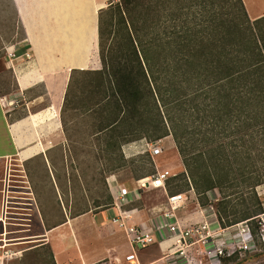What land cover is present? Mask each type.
I'll list each match as a JSON object with an SVG mask.
<instances>
[{"label":"trees","instance_id":"obj_1","mask_svg":"<svg viewBox=\"0 0 264 264\" xmlns=\"http://www.w3.org/2000/svg\"><path fill=\"white\" fill-rule=\"evenodd\" d=\"M220 1L121 0L100 10L101 67L71 72L61 113L91 116L111 173L125 164L123 145L171 135L200 206L218 195L212 205L225 227L261 212L254 188L264 183V17L250 21L241 0H227L225 12ZM141 163L131 169L136 180ZM241 189L252 192L250 205L241 195L233 202ZM111 204L107 194L94 207ZM263 255L260 248L251 256Z\"/></svg>","mask_w":264,"mask_h":264},{"label":"crops","instance_id":"obj_2","mask_svg":"<svg viewBox=\"0 0 264 264\" xmlns=\"http://www.w3.org/2000/svg\"><path fill=\"white\" fill-rule=\"evenodd\" d=\"M11 1L23 40L18 47L10 49L12 52L17 50L16 53L19 54L15 59H9L14 73L15 94L11 98L0 96V165L9 163L18 168L17 173L24 174L31 191V178L27 168L35 167L36 163H39L48 174L49 183L56 191L64 216L61 224L57 223L60 225L50 227V230L43 226L45 236L55 233L59 236L57 244H53L55 264H124L125 257L130 255L132 250L125 232L111 222L115 217L111 205L102 211L89 209L88 212L72 218L60 194L61 185L60 189L57 185L62 180L60 176L56 178L54 175L60 162L52 157L53 153L64 152L67 147L60 117L71 72L99 69L93 60V55L98 49V16L99 11L108 6V1ZM241 1L250 21L264 17V0ZM20 109L24 115L17 116ZM32 116H38L36 123L31 121ZM23 121L28 122L27 128L22 132L21 138L16 139L11 127ZM144 143L143 146L133 142L123 145V157L128 158L141 147L145 148ZM62 157L66 161L64 153ZM109 174L105 182L112 197L114 185L126 187L117 180L114 173ZM76 179L83 183L81 175L75 177L74 184H78ZM67 181L71 183L70 180ZM136 189L133 188V191ZM65 192L63 197L66 198ZM139 200V193L133 195L131 202L123 208L125 211H133L132 224L149 228L163 225L162 220L157 218L158 207L146 212L133 206ZM27 201L30 202L27 212L41 213L33 192L32 195L28 194ZM181 211L177 216L184 224L193 219L201 220L199 213L180 217ZM40 220L43 224V220ZM161 234L165 237L163 231ZM69 243L73 245V257L67 255L70 251ZM125 243L129 246L128 252H122ZM151 248L161 254L160 259L152 261L144 255L140 259L138 254ZM146 250L137 252L139 264L177 263L173 258H167L166 253L161 252L157 245Z\"/></svg>","mask_w":264,"mask_h":264},{"label":"rangeland","instance_id":"obj_3","mask_svg":"<svg viewBox=\"0 0 264 264\" xmlns=\"http://www.w3.org/2000/svg\"><path fill=\"white\" fill-rule=\"evenodd\" d=\"M226 2L220 1V4H223L225 7L224 3ZM218 6L220 5L218 4ZM229 10L230 6L225 7V12ZM229 13L235 14L234 11ZM22 40V31L17 23L11 0H0L1 97L11 98L15 94L14 73L11 69L10 58L8 57L7 51L11 48L18 47ZM15 56H17V53H15ZM13 59L15 58L11 60ZM93 60L97 63L96 67L100 69L101 65L98 58V49L93 55ZM66 75L65 73V76ZM57 81L59 82V80ZM23 113L24 112L20 109L17 116ZM77 113L78 112L73 110L66 111L63 114L61 113V124L67 147L64 152H55L52 156L55 160L60 162V166L55 168L54 175L56 178L60 176V180H62V182L57 183V185L58 188L59 185H61L59 191H61L62 200L66 203V209L70 214L82 209H92L96 211L97 209L94 207L96 202L102 204L105 200V196L109 194L105 178L111 173L107 172L109 161L102 151L104 148L102 143L103 137L97 140L98 137L95 138L94 135L91 134L92 119L90 115L82 116L80 113L77 115ZM22 117L25 116H21V118ZM37 118L38 116H32L31 121L36 123ZM63 122L67 130V136L64 132ZM27 125L28 122L23 121L11 127L12 133L16 139L21 138V134L26 130ZM67 137L70 139L68 140ZM157 141H160L163 154L155 159L156 166L159 170L165 169L171 174H174V177L169 181V188L166 189L167 193L175 189L176 191H181L186 194L188 198L185 209L179 213V216L183 217L187 214H196L199 210H204L205 208L200 206L201 202H204L203 197L195 194L189 178L183 175L185 169L172 136L169 135ZM143 142L150 143L154 141L152 138L143 137L141 140L133 143H138L140 146H143ZM63 153L66 155V161H64L62 157ZM125 159L124 166L114 171L113 175H115L117 180L124 184L128 190H133V188H137L138 186V180L135 179V174L131 172V169L141 163V161L143 162L145 159L144 163H141L142 168L139 171V175L144 176L141 179L148 177L149 174L155 171L154 164L149 158V155L145 152L144 147H141L137 153ZM38 164L39 163H36L35 167L30 166L27 168V173L31 178L32 191L27 185V180L23 176L24 174L17 173L16 170L18 168H14L13 165L9 163L0 165V218L2 220L0 223V239H5L6 243L10 244L8 249L12 252H21L18 258L13 259L7 264H48V255L54 250L53 244L59 240V236L56 233L52 235L49 234L48 236L44 234L43 226L47 227L60 223L64 216L59 207L56 191H54L52 184L49 183L48 174ZM131 164H133V166ZM257 166L260 168L258 170L259 173H264V167H262L261 164H257ZM80 175L83 183L76 179L78 183L76 186L73 182L75 177L78 178ZM67 180H70L71 183ZM63 187H65V190H63ZM191 189L193 191H191ZM64 191H66L65 194H67L66 198L63 197ZM32 192L38 203L40 214L32 211L27 212L26 210L29 208L28 204H30V202L27 201L28 194L32 195ZM254 193L258 197L260 196V200L263 201L264 183L255 187ZM240 195L246 200L245 203L250 205L251 201L249 198L252 196V192L248 189H241L240 193L232 195L231 198H233V202H240V198H238ZM208 196H211V193ZM139 197L140 200L135 202L133 206L146 212H149L155 207H159L165 200L164 192L154 189L140 190ZM216 197H218V195H216ZM107 208H110V206ZM40 219L43 220L44 225L41 223ZM198 221V219H193L190 222ZM72 248V243H69L68 250L70 251L67 255L71 257L75 256V252ZM128 251L129 246L125 243L122 252ZM138 255L140 259L142 255H144L147 259H151L152 261H156L161 257V254L154 248L140 252ZM227 264H264V255L259 257H254L250 254L238 255L236 260H232Z\"/></svg>","mask_w":264,"mask_h":264},{"label":"built area","instance_id":"obj_4","mask_svg":"<svg viewBox=\"0 0 264 264\" xmlns=\"http://www.w3.org/2000/svg\"><path fill=\"white\" fill-rule=\"evenodd\" d=\"M107 1L109 6L120 3L121 0ZM7 54L10 59L16 58L15 52L10 49ZM25 56L29 58L27 54ZM144 146L145 152L154 164V173L137 181L138 186L135 191L117 184L112 190L111 208L115 211V217L111 219V222L125 232L132 250V253L125 257V263L139 264L137 252L154 245H157L161 252H165L167 258H173L177 262L175 264H222V259L235 253L252 255L260 248L264 251V200L261 204V212L255 217L223 227L212 205L217 201L216 195L211 193V196H208L209 205L198 212L201 220L184 224L178 219L177 213L185 209L188 198L184 193H167V184L174 174L165 169L159 170L155 164V159L163 154L160 141L145 142ZM144 189L164 192L165 200L157 209V218L163 222L161 226L149 228L132 224L133 211L123 210L131 202L132 196ZM162 231L165 237H162ZM4 241L5 239H0V264H7L21 254L8 249L10 244Z\"/></svg>","mask_w":264,"mask_h":264}]
</instances>
